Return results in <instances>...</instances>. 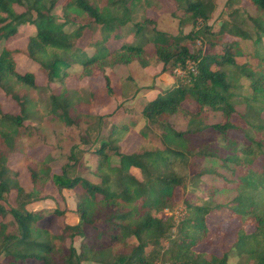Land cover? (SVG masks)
I'll use <instances>...</instances> for the list:
<instances>
[{
  "label": "trees",
  "instance_id": "trees-1",
  "mask_svg": "<svg viewBox=\"0 0 264 264\" xmlns=\"http://www.w3.org/2000/svg\"><path fill=\"white\" fill-rule=\"evenodd\" d=\"M173 1L180 10L179 25L189 27L185 33L148 29L151 19L134 20V13L157 4L154 0H0V41L15 35L22 25L35 27L24 48L0 47V90L18 107L10 113L0 103L3 264H156L158 258L166 264H229L230 255L238 256V264H264V0H245L255 14L232 7L238 0H227L226 17L217 21L216 29L208 23L213 0ZM130 23L129 31L139 40L111 47ZM85 30L99 34L89 50L76 45ZM241 40L250 41V49H244ZM17 54L38 65L45 86L36 83L33 72L16 70ZM146 58L156 60L163 71L178 68L185 75L164 93L145 100L140 110L145 121L139 132L141 143L126 153L115 137L126 129L124 123L99 137L101 129L106 130L103 116L77 111L82 96L66 83L69 78L101 74L111 93L113 69L134 60L146 65ZM75 62L80 71L69 74L66 68ZM241 80L246 81L247 93ZM54 83L60 85L57 91L50 86ZM209 112L220 119L208 121ZM40 114L65 129L80 131L59 173H52L50 155L35 158L24 153L33 186L27 191L8 166V158L12 152L25 151L24 139L39 136L42 128L29 120ZM178 114L185 118L182 128L172 123ZM87 143L91 144L87 151L97 157L93 180L74 173ZM205 159L218 160L228 176L203 164ZM205 175L232 182L234 196L224 203L212 201L216 188L202 181ZM48 184L58 191L73 190L76 198L77 221L62 224L57 232L40 224L45 217L42 210L25 208L39 198L35 190ZM177 188L189 189L182 201L184 214L177 221L163 220L160 213L178 201ZM11 191L29 199L6 205ZM198 195L204 199L198 201ZM220 211L239 223L233 243L220 255L196 249L209 242L207 219ZM128 238L134 242L128 243Z\"/></svg>",
  "mask_w": 264,
  "mask_h": 264
},
{
  "label": "rangeland",
  "instance_id": "rangeland-1",
  "mask_svg": "<svg viewBox=\"0 0 264 264\" xmlns=\"http://www.w3.org/2000/svg\"><path fill=\"white\" fill-rule=\"evenodd\" d=\"M157 4L145 8H139L134 13L135 21H142L144 18L151 19V23H147V28L150 29L153 26L159 30L167 33L176 34L181 30L187 32L189 27H181L178 22L177 16L180 14V10L173 0H154ZM214 7L210 13L208 23L217 28V21L226 17L228 7H226L227 0H213ZM232 4V3H231ZM232 7H241L244 11L250 14H255L253 8L246 4L245 0H238L233 2ZM20 10V8H18ZM56 13L60 12L56 9ZM131 23L126 26L122 31V38L110 43L111 47H116L122 42H135L139 40V37H135L130 31ZM247 29L252 30L251 25H246ZM34 25L25 24L19 27L18 32L9 37L6 40L0 41V47L7 46L8 48H24L27 42L28 36L34 31ZM98 37V31L85 30L81 37L77 40L76 45L83 50L90 49V42L94 38ZM97 38V39H98ZM250 41L241 40V45L244 49H250ZM196 48L200 47V44L196 42ZM16 70L20 73L33 72L35 81L38 85L45 86L47 84L44 74L39 70L38 65L22 54H17ZM148 64L143 65L140 61L134 60L124 66H118L113 69L111 76V88L112 92L108 93L105 89L104 76L99 74L92 77H85L81 80L76 78H69L67 86L72 88L82 96V101L75 105L77 111L103 116L102 126H106V130L101 129L99 137H104L110 130L111 126L118 125L121 122L124 123L126 129L115 135L120 150L122 152L135 151L141 143L140 131L145 128V121L140 115V110L146 99L152 98L158 94L164 93V91L185 75V72L180 69H173L171 72L163 71L161 64H159L153 58L145 59ZM189 68V67H188ZM69 74H74L80 71V64L73 63L66 68ZM109 74V70L106 71ZM244 86V93H247L246 81L241 80ZM55 91L60 88L58 83L50 85ZM39 96L40 94H35ZM0 103L4 111L10 113H16L18 110L16 102L10 97L4 94L0 90ZM243 108V107H241ZM32 117L29 122L33 125L42 128L41 131H37L39 136L33 135L23 140L25 151L12 152L8 158V166L15 172H17V180L20 185L27 191H31L33 188L29 173L24 165L25 154L31 155L35 158H40L45 155H50V164L52 167V173H59L61 165L66 161V154L69 149V145L78 142V128L65 129L64 125L58 122H50L46 118ZM220 116L217 113L209 112L208 121H218ZM28 123V122H27ZM172 123L176 128H182L185 124V118L183 115L178 114L172 119ZM104 128V129H105ZM95 127H92L91 133H94ZM152 133H157L156 128H151ZM65 133L64 140L60 139ZM264 135V132H263ZM60 136V138H59ZM40 139V140H39ZM39 140V141H38ZM38 141L35 145H31ZM31 145V146H30ZM91 144H83L84 149L81 153L82 158L76 164L74 173L85 176L91 180L95 179L94 170L97 164V157L87 151ZM25 153V154H24ZM203 164L210 165L215 170L228 176L229 171L221 165L216 159H205ZM228 166V165H227ZM182 169V172L187 173V168ZM132 173L137 177H140V172L131 168ZM202 181L206 185L214 186L216 189L212 193V201L224 203L230 200L236 190L235 185L232 182L224 183L222 178L217 175H205L202 177ZM38 192V199L36 201H29L25 208L27 210H42L45 215L44 219L40 222L41 225L49 227L53 232H57L58 228L62 224H73L77 221V215L75 214V193L73 190L62 189L58 191L54 186L46 185L42 188L35 190ZM189 189L183 190L177 188L175 191V197L178 200L172 209L163 210L160 215L163 220L168 217H172L176 221L184 214V205L182 203L183 198L188 195ZM196 198L198 201L203 200L204 197L198 195ZM201 198V199H199ZM29 198L26 194L16 196L14 191H11L6 197V205L17 206L23 201H27ZM57 209L58 213L53 210ZM62 213L60 215V213ZM1 220V219H0ZM5 220V219H4ZM208 232L207 236L209 242H203L198 244L195 248L198 250H207L208 252L220 255L223 251H226L233 243L235 238V232L239 225L235 217H229L225 211H220L217 214H211L207 219ZM247 230L251 229V226L245 227ZM128 243L134 242L133 238L126 240ZM79 240L74 242L77 246ZM164 248L167 245V240L161 241ZM78 247V246H77ZM238 256L230 255L229 264H238ZM4 261H0L3 264ZM80 264H96L92 261H81ZM156 264H166L161 262L158 258Z\"/></svg>",
  "mask_w": 264,
  "mask_h": 264
},
{
  "label": "built area",
  "instance_id": "built-area-1",
  "mask_svg": "<svg viewBox=\"0 0 264 264\" xmlns=\"http://www.w3.org/2000/svg\"><path fill=\"white\" fill-rule=\"evenodd\" d=\"M178 69V68H177ZM189 69H192L191 65L189 66ZM183 71V70H182ZM185 72V71H184Z\"/></svg>",
  "mask_w": 264,
  "mask_h": 264
}]
</instances>
